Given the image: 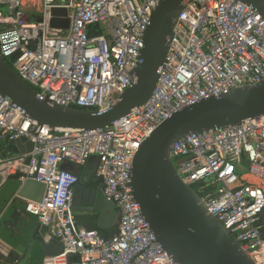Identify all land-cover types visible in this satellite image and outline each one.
Masks as SVG:
<instances>
[{
  "label": "built area",
  "instance_id": "1",
  "mask_svg": "<svg viewBox=\"0 0 264 264\" xmlns=\"http://www.w3.org/2000/svg\"><path fill=\"white\" fill-rule=\"evenodd\" d=\"M159 2L0 0V55L49 104L101 111L135 80L132 70ZM52 8L66 9L67 28L50 25ZM92 24L101 33L89 36ZM263 81L261 14L239 0H188L152 95L115 123L93 130L48 127L0 94V139L33 143L30 152L0 160V168L46 185L41 201L28 200L26 209L62 243L60 256H77L65 264H177L133 197L134 154L157 125L185 106ZM92 155L99 157L96 175L117 211V231L109 237L76 225L72 195L79 176L62 167H82ZM170 158L207 211L254 264H264V115L189 133L172 143ZM59 257L53 262L59 264Z\"/></svg>",
  "mask_w": 264,
  "mask_h": 264
},
{
  "label": "water",
  "instance_id": "2",
  "mask_svg": "<svg viewBox=\"0 0 264 264\" xmlns=\"http://www.w3.org/2000/svg\"><path fill=\"white\" fill-rule=\"evenodd\" d=\"M188 0H160L151 11L143 35L140 61L132 70L135 80L104 110H86L51 105L40 99L36 90L19 77L0 55V94L21 108L25 115L48 127L98 129L109 126L133 108L145 104L152 95L159 68L166 61L173 28ZM255 8L264 19V0H239ZM50 25L67 28L64 8H52ZM62 17V18H60ZM41 20L40 16L35 17ZM264 115V81L236 88L217 97L211 96L185 106L157 125L140 144L131 165V187L141 214L157 242L177 264H254L221 222L200 202L199 196L181 179L170 148L174 141L189 133L232 125L247 118ZM33 143L25 137L10 139L0 151V160L30 152ZM99 157L92 155L82 175L96 173ZM72 164L64 163L68 169ZM82 178V177H81ZM84 179V176H83ZM46 185L33 178H8L0 186V264H51L62 253V243L50 236L48 228L31 213L16 211L20 198L41 201ZM72 209L98 214V227L107 228L117 219L115 204L103 192V184L84 190L73 186ZM264 239V209L259 213ZM0 247V248H1Z\"/></svg>",
  "mask_w": 264,
  "mask_h": 264
},
{
  "label": "crops",
  "instance_id": "3",
  "mask_svg": "<svg viewBox=\"0 0 264 264\" xmlns=\"http://www.w3.org/2000/svg\"><path fill=\"white\" fill-rule=\"evenodd\" d=\"M8 141H6L7 143ZM83 167H76L74 165L70 166L68 169L78 173L79 175V181L84 188V190H91L96 189L100 183H102V180L96 175L93 170L87 175H82ZM84 176V179H83ZM82 177V178H81ZM8 178H20L22 180H26L27 178H21L19 173H13L9 172L8 170L1 169L0 168V186L8 179ZM247 180H253L251 176H244ZM28 199L20 198L17 201V204L21 207L17 208L16 211L19 215H26L28 213V210L26 209ZM76 225L83 228H90L97 230L102 236L109 237L113 235L117 231V219L113 223V225L107 227V228H99L98 227V214L97 213H87V212H76L73 211ZM0 245L4 246L3 243L0 241ZM1 247V246H0ZM4 247L0 248V251L3 250ZM72 255L69 256H60V262L59 264H65L66 260H70ZM51 264H57L56 262H52Z\"/></svg>",
  "mask_w": 264,
  "mask_h": 264
},
{
  "label": "trees",
  "instance_id": "4",
  "mask_svg": "<svg viewBox=\"0 0 264 264\" xmlns=\"http://www.w3.org/2000/svg\"><path fill=\"white\" fill-rule=\"evenodd\" d=\"M87 31H88V35L89 36H92V35H95V34H98V33H101V26L99 24H92L90 26H88L87 28ZM9 64H11V60H7ZM6 146V140H3V139H0V151ZM242 165L244 167H247V162L245 159H243L242 161ZM78 174V173H77ZM79 176V175H78ZM195 189V187H194ZM77 259V256H72L71 257V260H75Z\"/></svg>",
  "mask_w": 264,
  "mask_h": 264
},
{
  "label": "rangeland",
  "instance_id": "5",
  "mask_svg": "<svg viewBox=\"0 0 264 264\" xmlns=\"http://www.w3.org/2000/svg\"><path fill=\"white\" fill-rule=\"evenodd\" d=\"M39 0H34L35 3H38ZM34 4V3H33Z\"/></svg>",
  "mask_w": 264,
  "mask_h": 264
}]
</instances>
